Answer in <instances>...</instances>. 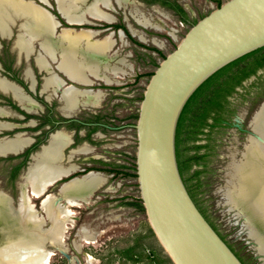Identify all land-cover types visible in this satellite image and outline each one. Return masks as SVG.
<instances>
[{
    "label": "rangeland",
    "instance_id": "374dc122",
    "mask_svg": "<svg viewBox=\"0 0 264 264\" xmlns=\"http://www.w3.org/2000/svg\"><path fill=\"white\" fill-rule=\"evenodd\" d=\"M176 1L185 9L191 23L181 21L177 15L162 6L144 5L142 7L135 1L129 6L132 15L148 18L153 25V27L143 29L138 24L136 25L124 8L118 10L120 20L122 17L123 19L129 17L127 23L133 30L132 32L137 34L135 41H128V46L125 47L123 53L127 57L125 56V60L121 62L127 61L129 65L125 68L127 74L114 79L122 85L105 87L107 89L99 88L105 94L101 91H92L100 94V99L96 105L90 106L95 107L92 108L93 111L105 121L108 122L109 118L117 117L116 124H126L127 127L122 131L100 129L93 142L90 143L83 139L80 142L81 148H89L92 153L90 155L77 154L74 163L83 168L84 164L90 161L88 158L91 157L95 168L89 171H94L104 177V182L94 189L90 203L85 204L84 201H80L79 206L72 208L76 224L67 233L63 248L49 247L50 250H54L50 264H174L159 243L144 209L131 205L137 202L142 203L138 180L135 177L137 135L134 126L137 123L146 86L161 61L177 47L194 22L218 8V1L223 4L228 0ZM50 2L54 4V0ZM132 25L138 31H135ZM14 33L17 35L16 28H14ZM138 35L143 41L147 39L148 41L141 43ZM2 44L6 47L7 56L2 53L1 49L0 60L13 65L14 71L22 75L27 66L25 63L17 66L15 52L11 51L12 42L2 40ZM14 45L16 48V42ZM19 55L24 54L19 53ZM261 76L263 77L260 78ZM26 77L31 78L27 75ZM260 79L263 84L258 92L255 83ZM84 101L85 99L82 100ZM231 101L247 129L252 116L260 110L259 107L264 102V69L245 81ZM88 109L90 108H82L80 114H88ZM248 134H240L235 128L215 130L211 134L213 149L203 165L198 168L202 172L199 179L194 176L195 168L185 174V179L200 210L244 262L262 264L264 257L260 262L261 256L256 257L255 255L259 253L260 242L251 236L253 219L246 217L226 198V191L230 184L231 164L241 158ZM206 143L205 139L203 144ZM70 167H73V173L79 170L76 166ZM89 171L81 174L86 175ZM9 176V165L0 159V190L17 204L20 196L19 180L12 183L9 181ZM78 177L76 179L83 178ZM60 186L61 184L56 185L51 193L58 194ZM39 203L40 200H36L37 206ZM256 212L264 214L260 209H256ZM84 231L89 232L88 242L83 241ZM248 236L257 242V247ZM80 244L83 248L78 249L77 245Z\"/></svg>",
    "mask_w": 264,
    "mask_h": 264
},
{
    "label": "bare ground",
    "instance_id": "6f19581e",
    "mask_svg": "<svg viewBox=\"0 0 264 264\" xmlns=\"http://www.w3.org/2000/svg\"><path fill=\"white\" fill-rule=\"evenodd\" d=\"M85 1L56 0V3L62 15L76 20V11L82 10L81 6ZM128 1L117 0V3L123 7ZM102 6L111 7L110 0H95L87 8V12L96 19L111 20L112 17L100 9ZM133 16L140 25L153 27L150 19ZM17 21L21 24L19 23L20 34L15 41L16 48L29 59L36 49L35 44L39 43L41 53L39 52L36 63L40 69L46 67L48 60H56L57 50H61L60 57L57 58L59 69L79 83H88L85 76L87 71L107 82H110L107 73L115 76L126 73L125 68L111 64L106 55L115 43L113 36H107L103 41H93V36L97 35L95 32L73 34L71 31H65L60 38H53L57 23L42 7L33 2L0 0V34L3 38L11 37ZM26 75L33 78L29 69ZM57 81L54 77L47 78L44 88L54 86ZM0 90L12 92L22 105H33L15 85L4 79H0ZM92 91L67 89L62 96L65 107L72 110L79 100L83 106L96 105L100 94ZM259 109L251 121V128L264 136V105ZM6 114L0 109V116ZM6 128L8 125L0 122V133ZM28 143V140L20 135L14 138H0V155L17 153ZM66 143L65 135H57L50 147L35 157L34 163L20 183L17 204L0 192V264H50L54 250L49 247L63 248L67 233L76 224L72 208L79 206L80 201L90 203L94 189L104 182V177L90 172L82 179H73L62 185L59 194L49 193L46 196L44 192L50 189L57 179L70 177L74 171L73 167L65 168L62 165V150ZM84 151L87 152V149ZM233 162L226 198L246 217L253 219L251 236L259 240L258 252L264 257V214L256 212V209L264 212V143L250 135L241 158ZM36 200H40L39 206L36 205ZM82 237L84 242H88L89 232L84 231ZM77 248L83 246L80 244Z\"/></svg>",
    "mask_w": 264,
    "mask_h": 264
},
{
    "label": "water",
    "instance_id": "95a60500",
    "mask_svg": "<svg viewBox=\"0 0 264 264\" xmlns=\"http://www.w3.org/2000/svg\"><path fill=\"white\" fill-rule=\"evenodd\" d=\"M16 1L40 6L37 0ZM17 23L10 38L0 35L1 38L10 40L14 27L18 26L17 39L21 24ZM261 48H264V0H228L192 25L177 47L161 61L146 86L134 126L136 175L147 219L174 264H244L191 197L179 169L176 136L180 116L199 87L227 65ZM70 88L76 89L73 86L66 89ZM251 121L248 136L264 143V136L251 128ZM73 179L76 177L63 181L60 187ZM61 180L57 179L44 192L46 196ZM0 192L7 198L6 193ZM248 238L257 247V242ZM255 255L261 256V261L262 254Z\"/></svg>",
    "mask_w": 264,
    "mask_h": 264
},
{
    "label": "flooded vegetation",
    "instance_id": "af4514ba",
    "mask_svg": "<svg viewBox=\"0 0 264 264\" xmlns=\"http://www.w3.org/2000/svg\"><path fill=\"white\" fill-rule=\"evenodd\" d=\"M94 1L95 0H86L84 2L83 6H81L82 10L76 11L78 15L76 20H70L68 17L62 15L58 9L56 0H54V4H52L50 0H46V2L41 3L37 0L36 2H39L38 4H40V7H42L48 13V15H52L55 19V22L57 23L53 38H60V36H62L65 31H71L73 34H78L81 32H95L97 35L93 36V41H103L107 36L112 35L115 43L113 47L107 51L106 55L110 59L111 64L117 65L120 68L129 67L127 61H125V63L121 62L122 60H125V56L127 57V55L125 54L124 56L123 53L125 51V47L128 46V41H135L134 38L137 36L132 32L133 30H131L127 20L132 18L133 21L136 22V25L138 24L143 29L149 28L140 25L133 17L132 12L129 9V6L132 3L136 1L138 5L140 4L142 7H144V5L162 6V8H165L166 10L177 15L181 21H184L183 16L175 9V6H180L184 11L185 9L179 5L176 0H129V4L123 7L117 3V0H110L111 7H100L102 11L108 13L112 17V19L108 21L96 19L92 14L87 12V8L91 6ZM123 8L127 11V14L130 18L124 17L123 19L122 17L120 20L118 17V10H123ZM185 18L186 20L184 22L191 23L187 13ZM132 28L135 29V31H138L133 27V25ZM138 36L140 37L139 40L141 43L148 41L145 36L142 35L145 39H147V41H143L141 36ZM15 37L16 33H14L10 40L0 38V51L2 49V53L7 56L5 51L6 47L2 44V40L11 41L13 44V49L11 51L13 53L15 52L17 66L19 67L21 63H25L27 67L22 75H20L18 72L14 71L13 65L4 63L0 60V79H4L8 83L15 85L23 93V95H25L26 98L32 101L33 105H22L12 92L0 90V109L7 113L6 116H0V122L7 124L9 127V129L2 130L0 133V138H14L20 135L23 139L28 140L29 142L22 150L17 153L0 156L1 161H4L10 167L9 181L16 183V181L19 180L20 185V183L24 180L25 174L29 171V167H31V165L34 163L35 157L50 147L53 138L60 134L65 135L67 139L66 146L62 150L63 167L68 168L70 166H76L79 168V170L71 173L72 177H67L66 179L59 181L58 184H62L63 181H68L70 178H79L78 176L82 177L83 175L81 173L95 168L94 164H92L93 161H91V157L88 158L90 161L85 163L83 168L74 163V158L77 154L90 155L92 153L89 148H81L80 142L82 139L91 143L95 140L98 130L102 129L122 131L127 127V125L116 124L117 117L109 118L108 122L105 121L104 118L93 111L92 108L95 107H85L81 104V100H79V103L72 110L67 109L63 102L62 96L67 90L66 88L69 86H73L77 90L81 91L84 88L98 90L99 88L107 89L105 87L108 86L122 85L121 82L119 83L114 81V79L119 78L127 73H121L117 76L107 73L110 82H105L102 79L96 78L91 72L87 71L85 72V76L88 81L87 84L89 85H82V83L72 80L64 71L59 69V60L57 58L60 57L59 55L61 50H57L58 53L56 55V60H48L46 62V67L40 69L36 63V59L41 53L39 43L35 44L36 51L34 50L30 58L27 59L25 55H19V52L15 48ZM14 49L15 51H13ZM67 56L70 57L69 54ZM31 63L33 66H31ZM28 69L30 70V74L33 78L29 79L26 77V71ZM49 77L57 78L58 81L54 86L45 89L44 85L47 78ZM256 85L259 92L261 86L259 84ZM82 108H90L88 109L89 113L86 115L80 114ZM237 118H239L238 113H236V115L233 116L230 121L224 123L222 129L235 128L240 134L249 133V128L246 129L242 122L237 121ZM212 122V120H209V123ZM204 131L205 133H208L209 129L206 128ZM200 137H202L203 140L196 142L197 144H203V141L205 139L207 140L208 136L203 134L200 135ZM85 149H87V152L84 151ZM72 156L73 158H71ZM200 166L194 165L193 168L197 170L200 168ZM187 189L190 193L188 187ZM202 214L216 230V232L221 236V238L240 258V260L246 264L244 260L238 255V253L232 248V246L218 232L214 224L210 222L203 212Z\"/></svg>",
    "mask_w": 264,
    "mask_h": 264
},
{
    "label": "trees",
    "instance_id": "16d2710c",
    "mask_svg": "<svg viewBox=\"0 0 264 264\" xmlns=\"http://www.w3.org/2000/svg\"><path fill=\"white\" fill-rule=\"evenodd\" d=\"M221 5L222 3L218 1V7ZM175 9L183 16L185 21V11L178 5L175 6ZM196 23L194 22L193 25ZM263 69L264 48H261L215 73L189 99L180 116L176 136L178 164L185 182V174L189 173L194 165H203L213 149L211 134L216 129H222L224 123L230 121L236 115L237 109L231 98L237 92V89ZM262 82L260 79L255 85L262 86ZM209 120L213 122L209 123ZM206 128L209 129L208 133L204 131ZM203 134L208 136L207 143L197 144L196 142L203 140L200 137ZM203 150L204 152H202ZM201 173L197 169L194 176L199 179ZM190 193L194 198L191 191ZM131 205L136 206L138 209H144L142 203L137 202Z\"/></svg>",
    "mask_w": 264,
    "mask_h": 264
}]
</instances>
